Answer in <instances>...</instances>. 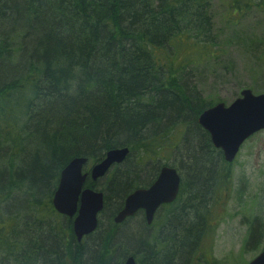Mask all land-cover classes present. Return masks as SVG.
I'll use <instances>...</instances> for the list:
<instances>
[{
	"label": "trees",
	"instance_id": "obj_1",
	"mask_svg": "<svg viewBox=\"0 0 264 264\" xmlns=\"http://www.w3.org/2000/svg\"><path fill=\"white\" fill-rule=\"evenodd\" d=\"M208 2L0 0V264H118L123 253L136 264H220L208 258V202L229 187L232 163L196 122L217 102L191 86L195 60L181 57L182 46L167 52L175 42L206 45ZM121 147L130 154L100 188L84 185L103 192L105 212L163 159L175 155L185 180L150 232L136 223L118 248L111 223L99 254L77 244L51 200L73 158L91 165ZM246 224L242 249L258 251V218Z\"/></svg>",
	"mask_w": 264,
	"mask_h": 264
},
{
	"label": "rangeland",
	"instance_id": "obj_2",
	"mask_svg": "<svg viewBox=\"0 0 264 264\" xmlns=\"http://www.w3.org/2000/svg\"><path fill=\"white\" fill-rule=\"evenodd\" d=\"M206 13L210 30L206 45L198 43L200 39H190L198 47L175 42L168 55L173 58L182 46L181 57L195 60L194 69L189 68L191 86L206 101L230 104L243 89L264 93V0H209ZM199 48L207 55L200 59L189 55ZM169 160L179 162L175 155ZM229 172V187L220 186L208 202L209 217H216L210 219L215 234L208 258L211 263L246 264L264 244V130L242 144ZM253 217L262 228L261 247L243 251L246 220Z\"/></svg>",
	"mask_w": 264,
	"mask_h": 264
},
{
	"label": "water",
	"instance_id": "obj_3",
	"mask_svg": "<svg viewBox=\"0 0 264 264\" xmlns=\"http://www.w3.org/2000/svg\"><path fill=\"white\" fill-rule=\"evenodd\" d=\"M196 122L208 133L212 146L221 150L224 161L231 163L244 141L264 130V93L254 94L249 89H243L230 104L219 102L203 110ZM128 154L126 147L110 149L90 167L89 173L83 172L87 162L85 157L73 158L61 170L51 203L62 216H75L72 230L77 242L94 231L97 226L96 215L103 206V194L100 191L83 188L87 176L96 181L114 164L122 163ZM179 183L180 177L176 170L163 167L148 189L136 190L126 198L123 208L113 218L114 223L119 224L138 209H143L145 221L150 224L160 204L175 200ZM123 264H135V261L128 257ZM247 264H264V246Z\"/></svg>",
	"mask_w": 264,
	"mask_h": 264
},
{
	"label": "flooded vegetation",
	"instance_id": "obj_4",
	"mask_svg": "<svg viewBox=\"0 0 264 264\" xmlns=\"http://www.w3.org/2000/svg\"><path fill=\"white\" fill-rule=\"evenodd\" d=\"M129 155V154H128ZM127 155V157H128ZM127 157L124 159V161L120 164H114L110 169L109 171L101 178L97 179L96 181H92L89 177V175L87 176L84 184H83V188H86L84 187L87 179L89 178V180L91 182H94V183H97L98 184V187L100 188V185L105 182V180L109 177V173L112 171V169L116 168V167H119L121 166L125 160L127 159ZM179 160V159H178ZM177 165H175V163L173 161H170L169 158L168 159H163L161 160L160 162H158V166L154 165V168L155 170H152L151 172H147V177L146 178H143L141 181H138V185L135 186L134 188L126 191L124 193V195L122 196V200L120 202V206L115 209L112 214H109L107 212H105V208H104V194L103 192L98 188V189H93L94 191H100L102 194H103V206H102V209L98 212V214L96 215V220H97V226L96 228L94 229V231L90 232L89 234L87 235H84L80 242H77L76 238H75V235L73 233V230H72V222H73V218H68L66 219L67 221H69L71 223V232L74 236V239L75 241L77 242V244H80V245H84V246H89L91 243H94L97 248H96V252H98L100 254L101 252V244H104L105 243V240H106V237L107 235H105L109 230H110V225L111 223H113V226H114V235L113 237H111V244H118V248H119V244L122 246L124 245V243H122V241H120L119 237H120V234L123 233L124 231H126L127 229H131L133 228L134 225L139 224L142 228L144 229H147L146 231L147 232H150L151 229H152V224L157 221V219L159 218V216L161 215V213L167 209L168 207L170 206H173L177 197H178V194L180 192V188H181V184L182 182L184 181V178H185V173H181V171H179L178 169V166L180 164V160L179 162H176ZM95 164V163H94ZM93 164L89 165L88 164V160L86 162V164L84 165L83 167V172L84 173H89V169L90 167L92 166ZM147 168H151L152 169V165L151 163H146ZM163 167H170V168H173L176 170V172L178 173L179 177H180V183H179V189H178V194L175 198V200L173 202H170V203H162L160 204L156 210L154 211V214H153V217H152V221L150 224H147L146 221H145V211L143 209H138L136 212H134V214L132 216H129L127 218H125L123 220V222L119 223V224H115L114 221H113V218L114 216L123 208L124 206V203H125V200L126 198L132 194L134 191L136 190H140V189H148L154 182L155 180L158 178L159 174H160V171ZM85 169H87V171L85 172ZM91 189V188H89ZM60 216L62 218H64L61 214ZM111 219H112V222H111ZM109 240V238H108ZM103 247V246H102ZM113 252H115L113 254V257L116 255V251L114 250ZM125 254L123 256V259L121 260V262H119L118 264H123V261L125 259L126 256H130L129 254L126 255V253H123ZM87 254H85V258H86ZM109 256V254H108ZM100 258V257H99ZM98 258V259H99ZM111 264V263H109ZM136 264V262H135Z\"/></svg>",
	"mask_w": 264,
	"mask_h": 264
},
{
	"label": "bare ground",
	"instance_id": "obj_5",
	"mask_svg": "<svg viewBox=\"0 0 264 264\" xmlns=\"http://www.w3.org/2000/svg\"><path fill=\"white\" fill-rule=\"evenodd\" d=\"M122 148V147H121ZM126 148H128V147H126ZM128 150H129V154H130V149L128 148ZM135 156L137 157V155L135 154ZM136 157H135V159H136ZM132 158H134V157H132ZM149 161V160H148ZM148 161H146V162H148ZM149 163V162H148ZM65 219H68V217L67 216H63ZM128 257H132L133 259H134V257L132 256V255H130V256H126L125 257V259H124V261L128 258ZM87 258V257H86ZM124 261H123V263H124ZM134 261H135V259H134Z\"/></svg>",
	"mask_w": 264,
	"mask_h": 264
}]
</instances>
